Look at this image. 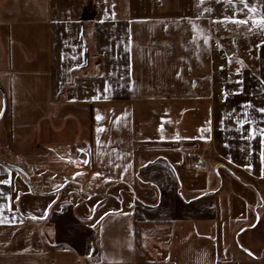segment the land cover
<instances>
[{
    "label": "crops",
    "instance_id": "obj_1",
    "mask_svg": "<svg viewBox=\"0 0 264 264\" xmlns=\"http://www.w3.org/2000/svg\"><path fill=\"white\" fill-rule=\"evenodd\" d=\"M71 1L0 0V229L98 230L102 264L120 240L124 264L261 262L219 236L264 190V50L244 66L194 21Z\"/></svg>",
    "mask_w": 264,
    "mask_h": 264
},
{
    "label": "rangeland",
    "instance_id": "obj_2",
    "mask_svg": "<svg viewBox=\"0 0 264 264\" xmlns=\"http://www.w3.org/2000/svg\"><path fill=\"white\" fill-rule=\"evenodd\" d=\"M62 1L66 4L73 3L71 0ZM248 3L256 8V17L264 14V0H248ZM83 4H89L92 10L106 19L141 17L148 20L194 21L198 29L211 36L212 46L216 50L232 53L236 58L243 57L241 61L244 66L255 62L256 54L264 50V30L253 24L248 9L237 11L243 8L238 0L235 5L228 0H84ZM205 8L211 11H205ZM234 15L240 19L247 17L248 23L237 25L214 22ZM92 28L93 24L90 23V38ZM4 103L7 105L6 98L0 93V133L8 125V117L1 118ZM0 156L6 159L5 155ZM215 168L210 167L213 173L216 172ZM222 187L224 190L228 188L229 192L232 190L228 182H224ZM244 197L246 205L241 207L243 214H231L220 221L225 225H233V229L228 232L226 227H221L219 245L224 250L232 246L244 258L246 255L242 250H248L254 256L262 255L258 264H264V190L252 186L249 191H245ZM97 233L98 230L80 229L73 224L70 230L60 235L47 230L42 233L40 228L28 224L15 229H0V264H102L101 260L109 251L100 250L101 246L97 242L101 235ZM117 244L120 249L113 252L117 255L116 264H124L133 254V249L127 246L126 240H120Z\"/></svg>",
    "mask_w": 264,
    "mask_h": 264
},
{
    "label": "snow or ice",
    "instance_id": "obj_3",
    "mask_svg": "<svg viewBox=\"0 0 264 264\" xmlns=\"http://www.w3.org/2000/svg\"><path fill=\"white\" fill-rule=\"evenodd\" d=\"M202 2H203V0H202ZM217 2H219V0H217ZM228 2L233 4V5H235L237 3V0H228ZM238 2L243 5V8H239V9H237V11L238 12H243L245 8L248 9L249 14L252 15L253 24L256 27H259L261 30H264V14L260 15L259 17H256L254 15L255 12H256V8L253 7L252 5H250L248 3V0H238ZM204 10L205 11H211V9H209V8H205ZM214 22L235 23L237 25H241V24H247L248 23V18L246 17L245 19H240L238 16L234 15L232 17H224L223 20L214 21ZM197 30H198L197 26L195 24H193V32H196ZM205 43H207V40H205ZM105 91H107V88L105 89ZM105 98H107V97H105ZM248 106H251L250 102H248ZM242 107H243V105H242ZM258 111H260L261 113H264V108L258 109ZM96 119L97 120H101L102 117L97 115ZM246 123H247V121H246ZM101 130L102 129H97L98 132L101 131ZM249 132L250 133H254L255 129H249ZM260 134L262 136H264V130H261ZM249 138H251V135H250ZM262 143H264V141H262ZM80 151H83V149H80ZM261 157H262V160H264V152L261 153ZM83 163L87 164V163H89V161L88 160H84ZM75 175H80V173H76ZM95 175L96 176H100V175H102V173H95ZM10 184H11V173H8V178L0 180V185H8V186H10ZM8 199L9 200L11 199L10 194H8ZM17 199H18V197H17ZM0 207H2V206H0ZM9 208H10V205H9ZM101 219H103V218H101ZM4 222L5 221L3 219H0V223H4Z\"/></svg>",
    "mask_w": 264,
    "mask_h": 264
},
{
    "label": "water",
    "instance_id": "obj_4",
    "mask_svg": "<svg viewBox=\"0 0 264 264\" xmlns=\"http://www.w3.org/2000/svg\"><path fill=\"white\" fill-rule=\"evenodd\" d=\"M6 111V103H4L3 111L1 114V118L4 116V113ZM248 255L253 256L248 250H244Z\"/></svg>",
    "mask_w": 264,
    "mask_h": 264
}]
</instances>
